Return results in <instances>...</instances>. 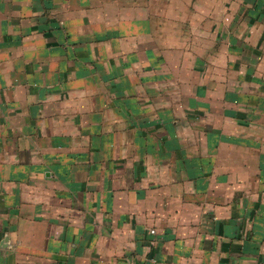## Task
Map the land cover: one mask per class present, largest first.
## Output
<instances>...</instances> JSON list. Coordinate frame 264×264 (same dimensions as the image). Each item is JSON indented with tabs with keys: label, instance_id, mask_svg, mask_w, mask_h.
<instances>
[{
	"label": "crops",
	"instance_id": "obj_1",
	"mask_svg": "<svg viewBox=\"0 0 264 264\" xmlns=\"http://www.w3.org/2000/svg\"><path fill=\"white\" fill-rule=\"evenodd\" d=\"M129 1L0 0V264H264V0Z\"/></svg>",
	"mask_w": 264,
	"mask_h": 264
},
{
	"label": "rangeland",
	"instance_id": "obj_2",
	"mask_svg": "<svg viewBox=\"0 0 264 264\" xmlns=\"http://www.w3.org/2000/svg\"><path fill=\"white\" fill-rule=\"evenodd\" d=\"M143 1L145 2L146 0H139V2L142 4V5H144V6H146L145 4H143ZM123 2L124 3H129L130 1L129 0H123ZM256 13H255V15H252L253 17H255L256 18V20H257V17L259 16V12L258 11H255ZM163 15V11H159V12H154V16H162ZM130 23L131 22H127V21H123L121 24H123L124 25V27H121V29H120V31H121V36H128V35H130V31H131V29H130V27H131V25H130ZM132 24V23H131ZM244 26H233L232 28L230 27V34H232V35H235V36H240L239 38H242V39H244V36L245 35H248V30H249V28H247V27H244ZM167 28H165V30H166ZM171 31H173V32H179V31H181L182 32V34H183V36L184 35H187V38L192 34L191 33V31L187 28V30H178V28H175V29H170ZM124 33V35H122ZM181 34V35H182ZM263 39H261V42H262V44L260 45V47L257 45V46H255V44H253V47H254V52L255 53H263V51H264V33H263ZM260 42V43H261ZM255 56H257L258 57V54H256ZM176 58L177 59H179V55H178V53L176 54ZM132 62V61H131ZM127 63H129V64H127ZM128 65H130V60L129 59H126L124 62H122L118 67L120 68V69H123V68H125V67H127ZM152 65L154 66V68L157 70V74L159 75V79H163V78H165V79H168V75L167 74H165L166 75V77H164V75H163V73H164V68H165V66L164 65H160L159 64V62L157 61V60H152ZM174 69H176V67L175 66H171V68L169 69L170 71H169V73H171V75H170V79H175V80H177L178 79V75L177 74H174ZM165 72H167V70H165ZM193 82H196V80H194Z\"/></svg>",
	"mask_w": 264,
	"mask_h": 264
}]
</instances>
